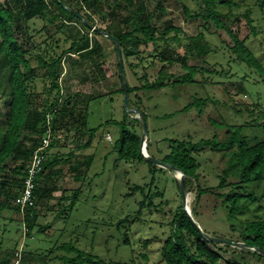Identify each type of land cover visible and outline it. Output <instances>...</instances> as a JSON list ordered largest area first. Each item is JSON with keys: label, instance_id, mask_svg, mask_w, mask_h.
Listing matches in <instances>:
<instances>
[{"label": "trees", "instance_id": "1", "mask_svg": "<svg viewBox=\"0 0 264 264\" xmlns=\"http://www.w3.org/2000/svg\"><path fill=\"white\" fill-rule=\"evenodd\" d=\"M176 1L183 6L186 18L204 20L198 34L188 36L180 26L175 25L161 0L156 1L154 11L150 10L148 0H0V99L5 101L7 108L0 112V217L6 209L19 210L14 200L24 185L33 152L46 135L49 115L52 116L53 133L61 128L67 132L73 128L80 130L83 126L89 131L88 141L77 144L67 153L51 152L58 146V140L53 136L43 170L37 178L36 204L26 210L23 221L29 239L34 236L35 229L44 233L51 225L39 224L40 212L37 208L42 199L52 197L53 191L57 189L56 186H48V182L50 178L62 173L59 166L73 161L70 167L73 177L85 182L86 174L95 160V154L82 151L92 146L96 132L101 128V125L88 127L90 102L105 97V94L89 95L86 107L82 110L72 98L63 99L60 77L63 62L72 54L93 59L87 75L91 74L94 82L108 77L102 67L105 60L103 47L96 38L99 34L105 35L103 31H106L121 45L129 88L128 107L138 108L146 118L149 155L176 166L185 174L187 192L196 191L191 210L198 221L204 213L210 215L216 212L219 223L226 230L217 226L216 230L220 234L214 236L239 243L235 245L206 238L184 208L180 180L175 178L182 202L176 209L170 210V216L165 222L154 220L161 227L168 228L161 233L165 236L160 246L162 264H221L220 253L212 249L210 243L232 254L226 264H241L236 258L239 251L264 255L258 252V249L264 250V108H260L258 103L253 108L245 103L239 104L226 90L223 91V99L218 94L212 96L194 92L195 86L206 87L211 80L205 75L206 71L212 75H224L226 72L223 65L227 64L234 71L233 76H239L244 66L254 67L264 81L262 61L254 54L246 38L240 39L231 27L242 16L251 26L252 32L258 34L253 14L255 8H259V30L264 32V0ZM244 6L246 8L241 12ZM115 8L124 11L119 20L113 19ZM97 17L106 23L105 27H94ZM38 19L44 22L40 28H37ZM70 22L72 26H68ZM211 24H215L218 29L223 28L230 35L232 46L224 43L218 49V45H212L206 36ZM66 27H69L68 32L64 30ZM52 28L54 31H51ZM84 29H88L92 36ZM112 42L118 56L116 44L114 40ZM29 44L30 47H27ZM142 44L146 46L143 50L140 49ZM150 44L151 50L148 49ZM212 54L219 57H215L214 63L221 68L208 70L188 64L190 57L202 56L204 60L210 61ZM224 58L226 62L223 63L221 59ZM175 63H180L187 72L181 75L169 73L168 67ZM139 67L142 68L141 73L138 72ZM40 68L45 69L41 75L38 72ZM128 69L138 80L136 85L130 82ZM119 77L122 84L114 92L125 95L121 70ZM242 78H247L246 73ZM166 87L174 88L173 97L176 100L186 96L185 93L191 87L192 96L177 112H168L165 116L178 112L187 114L197 109L201 118L199 130L188 131L178 138L161 139L168 141V148L162 149L158 148L160 142L153 135L156 129L150 125L154 113L150 104L154 92L159 91L161 99L168 94L163 90ZM240 90L247 92L245 88ZM123 113L121 120L109 118L105 121L106 124L119 126L114 146L118 151V159L127 163L145 162L152 174L150 182L134 184L125 194L127 197L136 193L143 196L137 210L120 218L115 224L107 225V235L103 233L107 251L103 256L93 249L98 230H94L92 248L87 250L80 246L79 235L71 236L65 232L68 226H64L58 229L59 233L51 240L53 245L47 252L41 253L45 256L41 264H50L52 261H58L59 264H151L147 252L134 255L129 231L137 221H143L144 211L152 207H157L166 215L163 205H169L170 200L166 198L156 202L157 197L163 198L165 192L159 186H154V183L156 174L165 171L168 166L154 163L144 156L141 150L142 118L134 117L135 112L127 111L125 106ZM75 116L81 120V124L70 121ZM207 149L222 162L216 187L201 184L199 169L202 164L198 157ZM82 190L80 186L69 194L71 201L64 205L62 202L68 201L69 195H61L56 219L67 214L70 216L69 211L73 210ZM209 199H212L211 203ZM207 202L210 208H207ZM225 231L229 236L222 234ZM114 235L118 240L115 252H121V248L127 246V256L116 258L111 255L107 245ZM19 248L18 242L11 245L0 240V264H16ZM30 252L33 253L30 259H33L36 251ZM30 259L22 258L19 264H34Z\"/></svg>", "mask_w": 264, "mask_h": 264}, {"label": "rangeland", "instance_id": "2", "mask_svg": "<svg viewBox=\"0 0 264 264\" xmlns=\"http://www.w3.org/2000/svg\"><path fill=\"white\" fill-rule=\"evenodd\" d=\"M121 1L123 2V0ZM156 1L157 0H148L150 10H155ZM161 2L167 8L168 17H171L174 24L180 26L188 36H194L200 32L204 24L202 18H186L183 12V6L176 0H161ZM245 8L246 6L240 11L242 12ZM115 9L116 14L113 19L119 20L124 15V11L119 8ZM84 11L86 10L84 9ZM236 12L239 11L236 10ZM253 16L255 18V24L258 27V34L252 32L251 26L242 16L238 21H235L233 24L229 22V24H231L232 29L238 34L240 39L246 38L254 54L264 65V32L259 30V8H255ZM43 24L44 22L42 20H37V28L42 27ZM96 25L105 27L106 23H102L100 18L97 17L94 27ZM68 26H72V23L70 22ZM68 28L69 27H66L64 30L68 32ZM51 31H54V28H52ZM84 31L87 33L89 32L90 37L92 36V33L88 29H84ZM206 36L212 45H218V49H220V46L222 47L224 43L229 47L233 44L230 35L223 28L218 29L215 24H211L210 30L206 33ZM96 38L101 42L103 47L102 53L105 54V60L102 67L108 77L94 82L91 74L87 75V72H89L93 64V59L91 57L81 58L79 54L68 55L63 62V70L60 77V83L63 88V99L72 98L77 103L78 108L82 110L86 107V99L89 95L97 96L102 93L105 94L103 98L91 100L89 105L88 127L91 128L101 125V128L96 132L92 146L82 151L84 153L95 154V160L86 174L85 182L73 177L72 171L70 170L73 161L62 163L59 166L62 168V173L56 177L50 178L48 182V186H56L57 189L53 191L52 197L42 199L37 208L40 212L39 224L50 223L51 225L44 233H39L37 229H35L34 236L30 239L25 233L26 229L23 225L24 218L17 210L6 209L3 211V216L0 217V240H4L5 243L11 245L18 242L20 248L17 251H19L21 259H30L33 255L30 251H36L33 259H30L34 264H41L42 261L45 260V256L41 253L47 252V249L53 245L51 240L55 239L57 232L59 233L58 229L64 226H68L65 231L66 233L71 234V236L79 235L80 246L87 250L92 248L91 239L94 236V230H98L96 234V244L93 249L103 256L107 251L104 241L105 235L103 234H106L107 225L109 223L115 224L120 218L137 210L139 200L143 198L140 193H136L131 197L125 196V194L130 191V186L134 184L144 185L152 179V174L149 171L147 163H127L119 160L118 151L114 149L119 134V126L116 124H106L105 121L109 118L121 120L124 114L125 95L117 91L114 92V90L119 89L122 84L119 77V57L109 37L99 34ZM27 47H30V44ZM145 48L146 46L144 44L140 46L142 50ZM148 49H152L151 44ZM212 55L210 61L204 60L202 56L190 57L188 64L203 67L208 70L215 69V67L221 68L218 65L215 66L214 63L215 57H219L215 54ZM221 60H223V63L226 62L225 58ZM72 61H75V63ZM223 67L226 72L224 75H212L209 71H206L205 75L209 76L211 80L205 85L206 87L195 86L194 92L201 95L212 96L218 94V97L223 99L225 95L223 91L226 90L227 93L233 95L234 100L239 104L245 103L253 108L255 104L258 103L260 108H264L263 76L259 75V72L254 67L244 66L239 76H233L234 71H231L228 64L223 65ZM44 71V68H40L38 72L41 75ZM168 71L175 75H181L187 72L180 63L169 66ZM128 72L130 82L136 85L138 80L131 74L129 69ZM138 72H142L141 67H139ZM245 73L247 78L243 79L242 76ZM191 88L189 92L185 93L186 96L177 100L173 97L174 88H164L163 90L168 92V94L165 95L163 99L159 97V91L153 93L154 97L150 105L153 107L154 113L150 125L156 129L153 135L160 142L158 148H168V141H162L161 139L178 138L182 137L184 133L188 131H193L195 129L199 130L198 124H200L199 120L201 118V113L197 111V109L187 114L178 112L172 116H165L168 112H177L189 99H191ZM240 88H245L247 92L245 93V91L240 90ZM252 95H255V97ZM110 96H112V98ZM4 103L5 101L0 99V112H4L7 109ZM33 105H35V103ZM130 108L131 111L129 112L135 109L134 107ZM133 116L138 117L139 114L135 112ZM70 121L72 123H76L77 121L78 124H81V120H78L76 116L71 118ZM54 135L58 140V146L53 148L51 152L54 153L58 151L67 153L77 144L87 142L89 131L85 126L80 130L73 128L68 132L65 128H61L58 129ZM197 139H199V137L196 138V140ZM198 158L202 164L199 169L201 184L203 186L216 187L219 183L218 174L222 167V162H220L219 157L207 149L200 153ZM166 168L165 171H160L156 174L154 183V186H159V188L164 189L165 192L164 197H157L156 202H160L166 198L170 200L169 205H163V209L167 212L166 215L157 210V207H152L151 210L144 211L143 221H137L131 231H129V238L133 246L134 255L138 256L139 252H147L150 256L149 261L151 264H162L160 261V246L165 240V236H162L161 233L163 229H166L165 227H161L160 224L158 222L156 223L154 220L157 219L160 220V222H165L170 216V210L176 209L183 200H181L179 196L178 185L174 181L175 178L180 180L183 173L169 166ZM83 169L85 170L86 167ZM40 184L42 183L40 182ZM80 186H82L83 190L73 210L69 211L71 212L70 216L68 217L67 214L64 215V217L56 219L55 213L60 206H58V203L61 195L72 194L73 191ZM195 196V190L187 192V206L189 209H191ZM68 197V201L62 202V205H64L65 202L71 201L70 195ZM211 200L212 199H209L210 203ZM209 202L206 204L207 208H210ZM210 210H212V207ZM193 217L197 220L194 214ZM218 217L216 212L210 215L206 213L201 215L199 221L203 230L212 235L220 234V232L216 230L217 226L221 230H226L225 227L219 223ZM166 230H168V228ZM222 234L229 236V233L226 231ZM68 237L66 239H69ZM117 243V236H112L107 245V247L111 249V255L116 258L120 255L127 256L129 254V248H127V246H124V249L121 248V252H115V244ZM209 245L212 249L220 253L221 264H226V262L232 258L231 253L224 252L212 243ZM241 248L242 247H240V249ZM251 249L253 251L257 250L256 248ZM239 252L237 257H235L241 264H264V255L248 253L246 250ZM50 264L59 263L58 261H52Z\"/></svg>", "mask_w": 264, "mask_h": 264}, {"label": "built area", "instance_id": "3", "mask_svg": "<svg viewBox=\"0 0 264 264\" xmlns=\"http://www.w3.org/2000/svg\"><path fill=\"white\" fill-rule=\"evenodd\" d=\"M53 136L54 133L52 129V116L49 115L46 135L40 142L39 146L33 152L32 161L29 168L27 169V173L24 179V185L20 193L14 200V204L19 208L18 212L23 216V218H25L26 210L35 206L36 204L35 191L38 185L37 178L43 170V165L47 157V149L50 146V142L53 139ZM23 225L27 230L26 224L23 223ZM16 257V263L19 264L21 260L19 251L16 252Z\"/></svg>", "mask_w": 264, "mask_h": 264}, {"label": "water", "instance_id": "4", "mask_svg": "<svg viewBox=\"0 0 264 264\" xmlns=\"http://www.w3.org/2000/svg\"><path fill=\"white\" fill-rule=\"evenodd\" d=\"M103 33L106 36H108L109 38H111L112 40H114V42L116 44L118 57H119V65H120V70H121V75H122V80H123V85H124V91H125L124 106H125L127 111H131V108L128 107L129 88H128V83H127L126 76H125V69H124V62H123V55H122L121 45L119 44V42L116 40V38L112 34H110L109 32H106V31H103ZM134 111L139 114V116L142 118V121H143V133H142V136H141V150H142V153L144 154V156L147 159H149L152 162H154V163L160 164L162 166H169V167H172V168H174L176 170L181 171L176 166L168 164L166 162H163L162 160L154 158V157H152V156H150L148 154V151H147V139H148L147 121H146V118L144 117V115L141 113V111L138 108H135ZM180 184H181V190H182V195H183L184 208L188 212L189 216L191 217L192 221L195 223L197 228L202 233H204L206 238L209 239L210 241H219V242H222V243H234L235 245H239V243L234 242V241H232L230 239L214 236V235L205 233L203 231V229H202L201 225L199 224V222L193 217L191 209H189V207L187 206L188 199H187V191H186L185 174L184 173L182 174V177L180 178ZM258 252L264 254V250H262V249H258Z\"/></svg>", "mask_w": 264, "mask_h": 264}]
</instances>
